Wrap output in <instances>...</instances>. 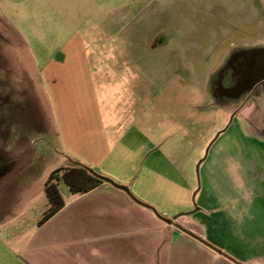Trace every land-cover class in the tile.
Returning a JSON list of instances; mask_svg holds the SVG:
<instances>
[{"label":"rangeland","instance_id":"obj_1","mask_svg":"<svg viewBox=\"0 0 264 264\" xmlns=\"http://www.w3.org/2000/svg\"><path fill=\"white\" fill-rule=\"evenodd\" d=\"M0 9L4 14L39 10L17 34L0 17V74L18 91L21 105L16 119H8L5 137L0 133V159L20 157L0 170V214L8 208L17 214L0 215V240L8 248L9 236L42 220L51 174L80 159L56 136L48 87L38 74L43 62H34L31 51L49 53V32L38 29L65 23L72 37L105 40L108 35L103 50L115 56L116 78L96 76L107 93L99 99L106 124L115 113L111 136L132 138L122 148V155L130 154L123 157L129 162L126 182L86 167L130 188L158 213L167 210L169 219L201 209L177 224L231 259L192 238L195 246L184 244L185 264L189 259L194 264H264V136L257 101L222 106L211 90L213 73L234 47L264 45V0H0ZM139 180H147L149 189L144 183L142 189L149 200L135 192ZM60 190L70 200L65 183ZM168 226L170 238L171 230L182 232ZM153 231L156 236L158 230ZM158 242L163 246L165 241L154 238V248ZM2 257L0 264H12ZM37 258L41 264H64V254L52 251Z\"/></svg>","mask_w":264,"mask_h":264},{"label":"crops","instance_id":"obj_2","mask_svg":"<svg viewBox=\"0 0 264 264\" xmlns=\"http://www.w3.org/2000/svg\"><path fill=\"white\" fill-rule=\"evenodd\" d=\"M38 11L33 9L28 14L27 11L18 13L11 10L4 14L0 9V17L16 33L17 28L26 30L25 23L32 22ZM51 13L48 11V15ZM67 27L65 23L42 26L38 31L49 32V43L53 49L46 54V51L31 48L34 62H43L38 74L42 84L48 87L56 136L59 141L64 138L67 147L81 159H73L74 163L94 167L106 176L126 182L129 162L123 157L127 160L130 154L122 155V148H127L132 138L127 134L115 140L111 136L109 130L117 126L115 113L111 122L106 124L105 108L99 98L107 93L101 89L103 84L98 87L96 82V76L100 74H103L100 76L103 79L109 75L113 80L116 78L113 72L115 56L111 50H103L110 39L108 35L105 40L91 39L90 35L72 37ZM108 63H112V68ZM115 83L107 86L110 94H113ZM140 136L144 137L143 133ZM17 159L20 157L12 154L7 159L3 157L0 170L5 163ZM138 182L134 186L135 192L149 200L148 193L143 191L150 187L145 186L147 180ZM121 192L105 183L88 194H72L65 208L46 224L40 226L37 218V223L30 222L14 236H9V248L0 240V262L4 256L12 264H41L37 255L52 251L64 254V264H160L159 259L165 264H171L170 260L176 262L173 264H185L184 244L190 241L195 246L192 238L178 230H171L170 238L167 224L151 210L138 208L136 202ZM48 205L47 200L46 210ZM2 212L1 216L12 214L9 208ZM11 214V217L17 215ZM162 215L168 216V211L163 210ZM153 230H158L156 236ZM154 238L164 240V245L158 242L154 248ZM189 260L194 264V260Z\"/></svg>","mask_w":264,"mask_h":264},{"label":"flooded vegetation","instance_id":"obj_3","mask_svg":"<svg viewBox=\"0 0 264 264\" xmlns=\"http://www.w3.org/2000/svg\"><path fill=\"white\" fill-rule=\"evenodd\" d=\"M263 50L264 45L248 49L234 47L222 66L213 73L211 90L215 101L222 106L237 104L239 108L248 100L255 99L260 111L259 132L264 136V79L252 89L247 87L252 77L250 68L258 61L257 56ZM18 95L11 83H4L0 74V133L3 137L7 130L8 118L16 119V113L21 111ZM1 140L3 141V138Z\"/></svg>","mask_w":264,"mask_h":264},{"label":"trees","instance_id":"obj_4","mask_svg":"<svg viewBox=\"0 0 264 264\" xmlns=\"http://www.w3.org/2000/svg\"><path fill=\"white\" fill-rule=\"evenodd\" d=\"M61 182L65 183L73 195L88 194L105 183L94 177L88 167L80 164L68 168H62L51 174L45 184L44 191L48 200L46 210L39 225L42 226L60 213L66 206V201L60 190Z\"/></svg>","mask_w":264,"mask_h":264},{"label":"water","instance_id":"obj_5","mask_svg":"<svg viewBox=\"0 0 264 264\" xmlns=\"http://www.w3.org/2000/svg\"><path fill=\"white\" fill-rule=\"evenodd\" d=\"M258 57V61H255V63L253 64V66L250 68V75L252 76L251 79H249V83L247 85V87L249 89H252L255 85H257V83L261 80L264 79V50L257 56ZM241 90V88H240ZM233 120V118H232ZM232 123V121H231ZM230 123V125H231ZM221 133L217 136V139L220 137ZM216 139V140H217ZM203 162V161H202ZM201 162V163H202ZM89 172L96 178H98L99 180H101L102 182L109 184L111 186H113L114 188L121 190L123 192H125L134 202H136L137 204L143 206L144 208H147L149 210H151L156 217L161 220L162 222L170 225V226H175L176 228H178L179 230H181L182 232H184L185 234H187L188 236H190L191 238H194L196 240H198L199 242H201L202 244L206 245L207 247L213 249L214 251L218 252L221 256H225L229 259H231L225 252L218 250L217 248H215L214 246H212L210 243H208L206 240H204L203 238L197 236L196 234L186 230L185 228L181 227L179 224H177V220L181 217H186L189 216L191 214H194L196 212H198L199 208H197L195 211L191 212V213H187V214H180L176 217H174L173 219H169L166 216L160 214L157 212V210H155L153 207L146 205L145 203H142L141 201H139L132 193V191L130 190V188L126 187V186H122L118 183H116L114 180H112L111 178H108L106 176H102L100 174H98L97 172H95L93 169L88 168ZM237 264H241V263H237Z\"/></svg>","mask_w":264,"mask_h":264}]
</instances>
